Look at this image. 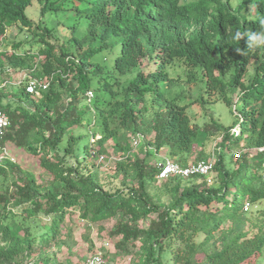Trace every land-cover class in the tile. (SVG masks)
Segmentation results:
<instances>
[{"label": "trees", "instance_id": "obj_1", "mask_svg": "<svg viewBox=\"0 0 264 264\" xmlns=\"http://www.w3.org/2000/svg\"><path fill=\"white\" fill-rule=\"evenodd\" d=\"M58 1L38 0L41 13L83 19L88 42L35 26L25 12L32 0H0V68L48 82L40 98L23 85L0 88L2 145L36 158L48 177L39 184L24 173L0 191V264L59 248L73 212L91 223L114 218L109 236L135 264H254L264 247V0ZM12 27L33 42L5 47ZM115 48L112 68L93 60ZM217 103L228 125L212 117ZM199 113L202 126L192 123ZM109 142L120 161L106 188L91 158ZM163 148L182 166L214 156L212 171L159 181L151 159ZM14 169L0 163V181Z\"/></svg>", "mask_w": 264, "mask_h": 264}, {"label": "rangeland", "instance_id": "obj_2", "mask_svg": "<svg viewBox=\"0 0 264 264\" xmlns=\"http://www.w3.org/2000/svg\"><path fill=\"white\" fill-rule=\"evenodd\" d=\"M231 2L233 5H236L238 1L231 0ZM57 4H63L64 8H67L70 2L67 0H59ZM40 8L41 6L38 0H32L31 4L25 10L27 17L35 26L56 29L63 40H66L69 36L71 37V35H74L77 39H84L86 42L89 41L87 25L84 23L83 19L76 20L66 10L46 12L45 14H42ZM73 28L75 29L73 30ZM5 40V47L7 48H11L10 45L18 42H22V47H27V43L33 42L29 32L25 30L20 31L17 27L7 29ZM88 44L89 43H87V45ZM33 51H36V49ZM117 54L118 49L115 48L96 55L93 60L102 61L105 59L106 66L108 68H112ZM19 72L13 71L7 65L0 68V88L5 90L4 92L13 94L17 91V89H19V86L17 85V76ZM173 74L177 76V74H181V71H173ZM3 85L6 86L3 87ZM193 95L194 99L196 97L195 91H193ZM84 99L86 100V96H84ZM66 102L67 100L64 101V105ZM211 109V114L213 115L212 117L224 125H228L230 123L231 119L228 109L223 104L217 103L213 105ZM211 109H208L207 112L210 113ZM194 112L199 111L196 110ZM205 121L206 119H204L203 115L199 113V115H196V118L192 120V123L202 126ZM216 141L217 139H214L213 137L206 140V153L212 150L214 142ZM111 145L112 142L106 144L107 150L106 153L103 154L104 160L102 162H98L99 155L95 152L96 150L93 151L95 154H92L91 158V161L95 164L93 170L96 172L100 184L106 188L117 183L116 179L112 176L115 164L120 161L119 154H116L112 150ZM5 148L7 161L14 165L15 169L14 171L8 170L6 181H0L1 192L4 188L10 185L11 181L16 180L19 176H23L24 173L33 174L39 184H45L48 181L47 175L40 170L38 160L36 158L25 154L23 151L17 149L10 143H7ZM134 151L136 152V150ZM164 157L168 158L166 148H163L157 155H155L151 159V163L155 164L156 162L163 161ZM193 162L194 161L191 158L187 165ZM262 206L263 203L260 204L258 209H261ZM18 219H21L20 215ZM114 222L115 219L113 218L105 222L91 223L87 220H81L79 214L77 212H73L66 216L65 221L66 226L72 229V237L69 240H62L64 243L59 248L52 247L48 251L39 252L32 257H27L18 264H84L86 258L95 252L102 253L104 256V264H135L133 262V258L124 256L116 250L114 246L115 242L109 236V232L111 231ZM254 264H264V247L254 261Z\"/></svg>", "mask_w": 264, "mask_h": 264}, {"label": "built area", "instance_id": "obj_3", "mask_svg": "<svg viewBox=\"0 0 264 264\" xmlns=\"http://www.w3.org/2000/svg\"><path fill=\"white\" fill-rule=\"evenodd\" d=\"M17 85H23L25 92L34 98H40V96L48 91V82L46 80H39L33 75V70L21 71L17 76ZM6 85H3V87ZM86 100L88 103L93 100V92L88 91L85 94ZM9 126V120L7 115L0 109V163L7 160L6 157V148L1 143V138ZM99 139V136L92 137L91 142ZM144 140V136L137 134L134 136L131 141V147L135 150ZM239 153H236L234 158H238ZM104 157L99 155L98 162H102ZM214 156H211L207 160L193 162L187 166H182L181 164L172 161L171 159L164 157L163 161L156 162L154 165L157 170L156 179L163 181L169 177H180L188 178L190 176L199 175V176H208L212 171L214 165ZM245 210L248 209V205H245ZM84 264H104V256L100 252H95L88 256L84 261Z\"/></svg>", "mask_w": 264, "mask_h": 264}]
</instances>
